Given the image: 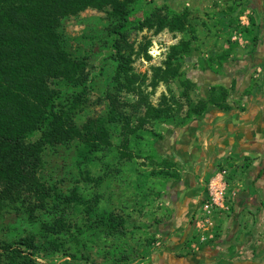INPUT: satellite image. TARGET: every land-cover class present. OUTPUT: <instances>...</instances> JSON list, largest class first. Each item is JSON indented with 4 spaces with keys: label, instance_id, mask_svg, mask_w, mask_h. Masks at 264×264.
<instances>
[{
    "label": "rangeland",
    "instance_id": "obj_1",
    "mask_svg": "<svg viewBox=\"0 0 264 264\" xmlns=\"http://www.w3.org/2000/svg\"><path fill=\"white\" fill-rule=\"evenodd\" d=\"M137 2L139 10L129 16L132 24L118 49L110 46L117 19L108 8L87 7L60 21L65 50L81 61L85 79L72 124L82 133L86 124L101 123L105 135L86 159L76 137L66 147L42 150L38 179L48 196L39 201L25 195L1 210L0 241L29 237L38 245L36 261L23 264H134L145 257L157 242L148 228L165 216V187L172 181L167 175L176 173L154 143L164 125L185 122L187 104L196 103L190 72L214 64L239 46L232 36L251 42L244 29L250 28L249 20H256V15L245 0ZM141 9L160 15L171 9L179 15L180 27L139 28ZM178 42L188 43L191 55L168 59L170 47ZM119 55L126 59L123 74L117 71ZM144 106L168 113L148 118ZM36 138L37 134L31 137ZM58 195H71L72 201L61 202L55 198ZM103 212H112L118 222L109 233L99 219ZM52 218H61L65 227L48 237L41 228Z\"/></svg>",
    "mask_w": 264,
    "mask_h": 264
},
{
    "label": "trees",
    "instance_id": "obj_2",
    "mask_svg": "<svg viewBox=\"0 0 264 264\" xmlns=\"http://www.w3.org/2000/svg\"><path fill=\"white\" fill-rule=\"evenodd\" d=\"M245 5L256 15V20H249L250 28L244 29L254 42L264 21L257 13L256 0H245ZM87 7L108 8L116 17L117 22L111 29L115 37L110 46L118 49V42L125 40V31L132 24L129 16L139 10L137 0H0V212L14 206L25 195H34L39 201L48 196L38 179L42 150L66 147L76 137L82 141L81 156L86 159V154L98 150L104 141L105 129L101 123L86 124L82 133L72 124L75 107L84 94L85 79L81 61L71 58L65 50L60 21ZM141 14L139 28L153 26L154 31H159L180 27L179 15L171 9L162 15L141 9ZM192 49L188 43L178 42L170 47L168 59L180 60L191 55ZM226 58L223 53L214 65L220 66ZM117 59V71L123 74L126 59L122 55ZM212 64L205 63L199 68L213 70ZM190 84L194 87L192 82ZM184 98L188 102L187 96ZM209 101L187 104L183 121L200 115ZM144 109L146 116L152 119L168 113L167 109L151 106ZM34 134L37 138L32 140ZM168 163L169 168L175 166L171 160ZM212 172L206 174L204 181ZM167 176L177 180L178 173ZM55 198L61 202L72 201L71 195ZM99 219L108 233L118 224L112 212H103ZM64 227L61 218H52L51 223L43 224L41 229L50 237L63 232ZM148 229L158 238L167 231L164 222H157ZM51 243L54 241L50 240ZM38 250V245L29 237L1 240L0 264L35 262L34 253ZM51 250L57 251L53 247Z\"/></svg>",
    "mask_w": 264,
    "mask_h": 264
},
{
    "label": "crops",
    "instance_id": "obj_3",
    "mask_svg": "<svg viewBox=\"0 0 264 264\" xmlns=\"http://www.w3.org/2000/svg\"><path fill=\"white\" fill-rule=\"evenodd\" d=\"M257 13L264 21L262 0ZM262 23L258 39H244L220 66L190 72L196 101H210L200 115L164 125L154 143L158 154L175 163L178 178L165 187L166 211L158 222L165 223L166 233L154 234L158 245L134 264H264ZM221 168L226 208L212 213V228L202 232L194 221L205 196L204 177Z\"/></svg>",
    "mask_w": 264,
    "mask_h": 264
},
{
    "label": "built area",
    "instance_id": "obj_4",
    "mask_svg": "<svg viewBox=\"0 0 264 264\" xmlns=\"http://www.w3.org/2000/svg\"><path fill=\"white\" fill-rule=\"evenodd\" d=\"M232 40L237 41V44L241 46L245 43L244 40L236 39V36L231 37ZM224 177L225 169H217L213 172L209 178L204 182V198L199 205L200 216L194 221V225L197 229L202 232L210 231L213 224L209 219V216L212 213L226 208L224 204L225 190H224ZM204 237L200 236V240H203ZM158 245V243H156Z\"/></svg>",
    "mask_w": 264,
    "mask_h": 264
}]
</instances>
